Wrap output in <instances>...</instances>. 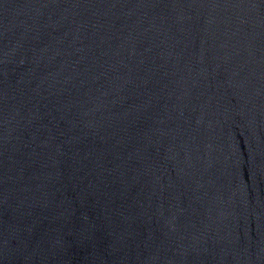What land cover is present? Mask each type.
I'll use <instances>...</instances> for the list:
<instances>
[{"label": "water", "instance_id": "95a60500", "mask_svg": "<svg viewBox=\"0 0 264 264\" xmlns=\"http://www.w3.org/2000/svg\"><path fill=\"white\" fill-rule=\"evenodd\" d=\"M0 264H264V0H0Z\"/></svg>", "mask_w": 264, "mask_h": 264}]
</instances>
